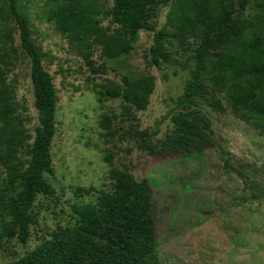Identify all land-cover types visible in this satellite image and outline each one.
I'll return each instance as SVG.
<instances>
[{"label":"rangeland","instance_id":"1","mask_svg":"<svg viewBox=\"0 0 264 264\" xmlns=\"http://www.w3.org/2000/svg\"><path fill=\"white\" fill-rule=\"evenodd\" d=\"M175 1L152 9L156 29L165 24ZM237 1L231 17L237 14ZM11 2L16 14L27 18L58 94L52 165L44 173L55 191L35 198L26 242L17 237L2 239L0 264L24 257L76 225L77 208L97 205L100 191L112 192L122 170L151 185L156 226L151 258L157 264H264V134L233 113L225 94H219L226 106L222 112L200 103L212 120V148L160 156L140 138L146 133L148 144L156 145L174 129L171 117L164 116L176 110L195 63L188 50L179 53L177 64L149 66L154 31L141 30L129 54L109 58L97 42L86 52L73 44L64 25L70 14L68 0H0V85L10 91L3 98L17 103L14 115L18 116L13 123L0 121V128L8 139L14 134L21 138L19 158H29L38 114L31 62L20 44ZM113 4L114 0H98L100 11L93 19L115 27L110 14ZM243 16L264 25V0H247ZM145 74L156 76L150 103L145 110L127 115L124 100L107 94L103 85L109 80L123 85ZM20 188L21 178L12 183L0 164V232L12 220L8 205ZM92 243L106 244L104 234H97Z\"/></svg>","mask_w":264,"mask_h":264},{"label":"trees","instance_id":"2","mask_svg":"<svg viewBox=\"0 0 264 264\" xmlns=\"http://www.w3.org/2000/svg\"><path fill=\"white\" fill-rule=\"evenodd\" d=\"M171 0H114L110 10L112 23L103 26L93 19L100 9L98 0H68L70 11L64 25L80 52L89 51L94 42L109 58L129 54L141 30L154 31L149 66L179 63L182 51H192L195 60L183 93L176 100L171 117L174 129L158 144H148L147 134L140 138L149 151L160 156L193 154L215 144L212 120L200 108L205 102L217 111L225 104L224 93L233 113L264 134V25L243 16L247 0H238L234 17L230 10L234 0H176L165 24L156 29L151 21L152 9ZM11 14L19 25L20 44L30 59V77L38 125L28 149V160L18 156L21 138L8 139L0 128V164L11 182L21 178V188L9 203L12 220L0 232L2 239L29 238L30 209L41 193H53L45 178L52 165L51 143L56 130L58 94L51 74L43 65L41 52L27 28V18ZM173 43H176L177 47ZM106 93L124 100V113L145 110L156 88V76L145 74L128 79L123 85L109 80ZM9 90L0 85V121L13 123L17 103L4 99ZM134 116V115H132ZM135 117V116H134ZM161 121H157V127ZM157 133V128L152 135ZM76 225L57 234L24 257L10 264H157L152 258L156 247L155 217L152 211V188L148 180H137L128 170L116 176L112 192L100 191L98 204L86 203L77 208ZM104 234L106 244L94 245L92 239Z\"/></svg>","mask_w":264,"mask_h":264}]
</instances>
